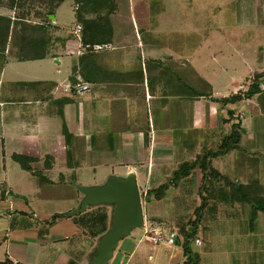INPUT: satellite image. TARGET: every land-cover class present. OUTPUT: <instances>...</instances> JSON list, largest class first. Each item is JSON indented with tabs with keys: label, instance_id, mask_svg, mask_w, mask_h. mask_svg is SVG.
I'll use <instances>...</instances> for the list:
<instances>
[{
	"label": "crops",
	"instance_id": "1",
	"mask_svg": "<svg viewBox=\"0 0 264 264\" xmlns=\"http://www.w3.org/2000/svg\"><path fill=\"white\" fill-rule=\"evenodd\" d=\"M262 2L257 9L264 6ZM11 14L0 8V16L12 21ZM48 19L49 24L39 22L53 39L44 58L18 62L14 53L0 51V264L88 263L102 235L92 236L86 224L104 211L108 229L112 210L90 207L68 218L82 198L70 183L78 184V176L90 171L94 180L102 169L107 170L105 180L130 172L136 180L145 171L149 183L164 178L163 184L178 165L193 162L204 150L216 151L233 123L228 111L240 120L239 148L210 161L220 177L211 178L208 201L190 250L199 264H204L201 260L206 254L210 264H248L249 258L248 263L242 257L235 259L249 256L248 233L241 234L217 217L231 219L248 206L251 219V208L241 199L260 196L264 202V84L261 94L220 106L213 99L245 91L248 81L230 77L221 88L211 79H202L186 59L163 52L149 27L140 35L133 17L134 39L128 33V45L96 51L91 66L86 69L83 65L79 75L82 50L73 34L75 26L65 35L55 15ZM199 49L200 44L194 54ZM257 69L258 73L264 71V63ZM202 81L210 88V97L194 98ZM78 83L86 84L87 91L77 93ZM64 128L70 135L67 144ZM171 165L176 168L169 170ZM115 169L121 172L115 173ZM201 181L200 169L195 167L167 190L179 191L167 201V191L159 201L153 196L141 197L143 220L175 232L173 246L151 244L140 228V233L130 232L120 241L107 264H183L180 231L190 232V221L200 206ZM190 190L195 191L194 196ZM187 197L193 201L194 212L190 219L182 220L179 209ZM148 199L166 202L170 211L165 216L148 213ZM260 213L264 214L257 212L253 221ZM54 216L60 218L51 221ZM208 222L215 225V237L223 235V249L197 248L203 239L202 224ZM261 230L264 232V221ZM195 240L199 241L196 245ZM260 248L259 264H264V242Z\"/></svg>",
	"mask_w": 264,
	"mask_h": 264
},
{
	"label": "rangeland",
	"instance_id": "2",
	"mask_svg": "<svg viewBox=\"0 0 264 264\" xmlns=\"http://www.w3.org/2000/svg\"><path fill=\"white\" fill-rule=\"evenodd\" d=\"M31 1L27 0V4L23 9L33 11L36 9L39 13H42L40 19L45 20L44 13L39 10L40 8H37L38 6L34 8L29 6ZM259 1L261 3L264 0H254L252 2H246L245 0H116L118 9L111 18L115 22V31L128 30L129 25L119 23L118 19L127 15L131 19L132 17L137 18L143 29L145 27L151 29L156 38L155 41L160 45L163 52L186 59L190 65L200 72L202 79H211L214 84L222 88L230 77L234 79L243 78L245 79L244 82L249 81L253 75L258 73L256 72L259 71L257 69L258 64L262 66V63H264V6L261 4L262 8L257 9ZM262 3L264 4V2ZM75 10L76 4L73 0H65L53 14L55 15L56 24L62 30V34L67 35L69 30L74 27ZM11 12L14 17V11ZM40 19L34 18L32 15L30 17V21L36 23H39ZM198 44H200V49L194 54L195 50L198 49ZM225 68L227 71H224ZM208 89L210 90V88ZM201 90L209 93V90L202 85ZM233 90L232 87L228 93ZM238 107L240 109V106ZM244 116L247 117L245 113ZM245 126L248 127L247 124ZM247 127L244 129H247ZM228 130H230V125ZM232 158L233 155L227 159L231 161ZM174 166L171 165L169 170L176 168ZM99 170L100 174L94 180L91 171L82 173L77 178L78 184L82 186L102 184L107 170ZM119 172H121L119 169H115V173ZM142 172L138 173L136 178L139 194H143L147 190H155L165 180L161 178L159 183H149L146 180L145 171ZM185 186L192 188L193 185L186 184ZM179 189H183V187L180 186ZM193 192L195 191L191 192L194 196L195 193ZM172 193H179V191H167L166 201L171 198ZM180 193L183 195L186 192ZM188 199L187 197L185 201H182V208L179 209L182 220L185 218L190 219L194 212V209H192L193 201ZM165 203L164 201L154 202L148 199L145 209L150 214L159 212L162 216H165L170 211ZM246 209L242 215L231 217V219L217 217V220L222 221L221 223H227L230 227L238 228L241 234L244 231H246L244 234L248 233L249 242L251 241L250 254L248 257L247 255L235 256V259L238 260L242 257V260L248 263L249 258V263L259 264L260 251L263 250L260 247L264 242V232L260 231L263 226L264 214H258L256 220L252 222L250 220V209L248 206H246ZM111 210L109 207L106 211ZM202 225L204 226L203 239L201 245L197 248L210 247L209 250H216L215 248L218 247V249H223L224 237L219 234L217 237L214 236L215 225L209 222ZM139 229L131 231V234L134 232L140 233ZM201 261L204 264H210L211 257L206 254Z\"/></svg>",
	"mask_w": 264,
	"mask_h": 264
},
{
	"label": "trees",
	"instance_id": "3",
	"mask_svg": "<svg viewBox=\"0 0 264 264\" xmlns=\"http://www.w3.org/2000/svg\"><path fill=\"white\" fill-rule=\"evenodd\" d=\"M65 0H32L30 7L40 8L43 11L45 21L49 24L50 20L48 16H53L55 11L63 4ZM76 4V10L74 11V26L80 27L79 42L81 45L82 52L78 58V73L81 75V67L91 66V59L93 54L96 52L93 50L95 45H106L110 48L125 46L127 40L125 35L130 33L134 39V28L129 15L124 18H120L119 23H127V31H115L114 20L112 16L117 12L118 6L116 0H73ZM27 4V0H0V8L8 11H14V17L11 21L9 18L0 16V51L4 52L7 49V53L15 55V60L30 61L39 60L44 58L46 50L52 45L53 39L49 33V29L42 23H32L30 21L31 15L34 18L40 19L42 13H39L36 9L24 10V6ZM28 6V8H29ZM137 32L142 34L144 29L139 24V20L133 17ZM143 37V36H142ZM141 40V37H139ZM133 41L131 40L130 43ZM57 43L62 45V40L57 39ZM84 69V68H83ZM85 74V73H84ZM85 78V75H83ZM264 84V71L256 73L248 81L247 89L245 91H238L237 93L224 98V99H213V102L220 106H226L228 104H235L242 100L250 99L255 95L261 94L263 90L261 85ZM201 85L208 88L205 82H201ZM210 95L205 91H196L194 98H209ZM229 118L233 121L230 126L229 133L222 138L216 151L204 150L201 155L197 157L193 162L182 163L177 166L176 170L172 172L171 177L162 185L157 187L155 190H147L146 198L153 196L154 200H161L166 191L172 187L180 179L188 176L190 172L198 167L202 174V181L199 187V200L200 206L196 209L194 219L190 221V232L181 230L180 234L183 237V253L185 261L183 264H199L198 257L190 250V241L193 239L197 226L201 222L203 210L207 204L208 197V186L212 184V177L219 178L220 175L211 168L210 161L214 158L223 156L231 151L239 148L240 143V120L237 117H233V112H227ZM63 135L68 143L70 139L69 133L66 129H63ZM247 203L251 208V221L257 212H264V202L261 201L260 196H254L250 199L243 197L241 199ZM60 216L52 217L51 221ZM106 213L103 211L98 215L89 218L86 228L91 231L92 236L103 235L106 233L107 223Z\"/></svg>",
	"mask_w": 264,
	"mask_h": 264
},
{
	"label": "water",
	"instance_id": "4",
	"mask_svg": "<svg viewBox=\"0 0 264 264\" xmlns=\"http://www.w3.org/2000/svg\"><path fill=\"white\" fill-rule=\"evenodd\" d=\"M82 198L67 217L82 214L86 209L107 206L112 209L110 226L97 243L93 255L86 264H107L113 252L131 231L141 228L143 213L135 176L132 172L125 176L110 175L100 185L82 186L70 183Z\"/></svg>",
	"mask_w": 264,
	"mask_h": 264
},
{
	"label": "built area",
	"instance_id": "5",
	"mask_svg": "<svg viewBox=\"0 0 264 264\" xmlns=\"http://www.w3.org/2000/svg\"><path fill=\"white\" fill-rule=\"evenodd\" d=\"M73 34L79 38L80 36V27L76 26ZM109 48L106 45H95L93 46L94 51H100L103 49ZM79 49H81V45L79 44ZM80 53V52H79ZM75 91L77 93H82L84 91H87L86 84L78 83L75 86ZM146 192L143 194L140 193V201L141 197H145ZM143 238L149 241L153 245H159V244H166L168 246H173L176 243V233L173 231L166 230L162 228L157 222L153 220H143V224L141 226ZM199 241L195 240L194 244H198Z\"/></svg>",
	"mask_w": 264,
	"mask_h": 264
}]
</instances>
